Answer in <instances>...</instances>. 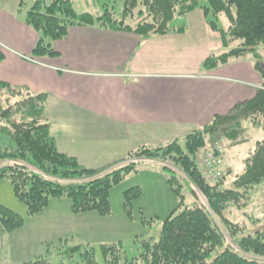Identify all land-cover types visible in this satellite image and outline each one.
Listing matches in <instances>:
<instances>
[{"label":"trees","instance_id":"trees-1","mask_svg":"<svg viewBox=\"0 0 264 264\" xmlns=\"http://www.w3.org/2000/svg\"><path fill=\"white\" fill-rule=\"evenodd\" d=\"M20 3L23 4L22 1ZM139 5L142 8L138 9ZM199 9L207 17L210 14L215 18L225 15L230 22L225 29L219 27L217 21L208 20L210 27L221 35L224 53L212 54L203 62V69L212 71L229 64L232 59H249L261 75L262 86L252 98L237 103L226 115L216 116L204 128L164 146L138 147L129 152L127 163L105 173L83 167L77 158L59 151L51 126L43 122L47 94L31 93L0 80V95L5 93L6 101L16 99L14 103L10 101L11 109L0 110L2 117H12L15 110V114H20L22 118L6 120L13 130L7 125L0 127L13 142L7 147H0V161L25 162L40 171L36 173L18 164L0 168V177L10 179L15 196L27 207L28 216L43 212L51 199L62 197L72 200L71 208L76 214L96 211L103 216L110 215L111 190L127 174L136 170L132 163L134 160L158 161L174 173L178 170L183 172L206 197L208 207L195 201L194 207H185L168 217L160 238L145 240L142 252L133 259L122 253L120 244L103 245L106 264H206L213 253L225 246L224 236L215 227L214 217L232 225L225 216L228 209L243 207L241 203L250 198L251 191L263 184L264 139L248 153L241 174L226 170L218 182H212L201 174L198 161L199 154L213 147L218 140H227L228 148L242 144L243 119L252 118L254 123L264 128V0H206V4H202L201 0H125L120 17L114 8H107L101 14L79 13L72 0H53L49 5L44 0H38L27 13L26 23L43 33L33 49V57H52L57 55L54 42L66 39L73 26H97L106 31L149 39L182 33L184 26H173L172 21ZM4 59L5 53L0 46V63ZM181 139L185 141L184 145ZM177 178L172 176L169 182L179 184ZM140 194L139 189H134L126 196L130 201ZM24 224L22 215L0 204L1 235L11 234ZM234 241L237 250L225 248L210 264H264V230ZM80 250L77 246L69 251ZM82 256L86 259L72 260L70 264H97L88 251ZM48 262L44 259L24 264ZM61 264L67 263L63 261Z\"/></svg>","mask_w":264,"mask_h":264},{"label":"rangeland","instance_id":"rangeland-1","mask_svg":"<svg viewBox=\"0 0 264 264\" xmlns=\"http://www.w3.org/2000/svg\"><path fill=\"white\" fill-rule=\"evenodd\" d=\"M8 1L0 0V39L7 45L27 53L28 48L33 43L37 44L43 36L42 31H37L26 24L28 11L35 6L38 0H14L13 4L16 1H19V3L22 1L23 3L17 7L12 6L13 4L6 5ZM44 1L45 4L49 5L53 0ZM72 1L79 13L88 11L101 14L107 8H114L119 17L125 2V0ZM201 3L206 4V0H201ZM139 8L142 7L139 5ZM196 16L197 18H199L198 16L203 17L204 13H197ZM181 19L182 17L175 18L172 25H178ZM208 20L217 21L218 26L225 29L230 25L225 15L215 18L210 14ZM1 41V49L4 53H7L10 48ZM48 41L50 43V40L46 42ZM166 63L168 65H162L156 70H177V67L172 65L173 63H170L169 60H166ZM112 84L108 83L109 86ZM6 98L5 93L0 95V110L11 109V103L16 100L6 101ZM78 112L81 113L75 109H61L58 98H54V102L49 104L48 113L57 122L55 132L60 148L64 152L78 156L81 166L93 167L102 173L127 163L126 155L128 151L139 147L140 144L138 145L137 141L128 140V137L124 136V133H128V130L125 129L122 122L118 120H97ZM6 120H22V118L20 114H15V110L12 111V117L9 118L2 117L0 111V127L7 125L12 128H9L10 130H13L12 125ZM45 120L44 116L43 122H46ZM204 127L194 126V128H190L193 129L191 131L184 130L185 128L181 126V129L178 128L175 131L178 132L177 138H179ZM134 128L133 125L132 130ZM242 129L243 132L240 136L241 140L245 139L243 144L228 148L229 142L226 140L224 143L225 158L233 167L234 174L243 172L244 160L248 157L249 151H253L257 142L264 139V128L254 123L252 118L242 120ZM159 133L164 134L161 130L158 131L149 127L147 136L152 137ZM66 141L69 147L65 144ZM180 142L183 145L185 143L183 139ZM12 143L7 132L0 129V147L4 148ZM167 144L165 143V145ZM206 150H203L199 157L202 158ZM132 163L135 164L136 170L127 174L111 190L112 212L107 216H103L96 211L76 214L71 208L72 200L68 197H62L51 199L50 204L43 213L30 217L27 214L26 205L15 196L10 179L0 177V204L12 209L25 219L22 228L11 234H0V264L33 263L44 259L49 260V264H61L63 261L70 264L72 260L86 259L85 256H82V253L84 254L87 251L93 256L97 264H106V256L103 250V245L106 244L109 246L120 244L122 253L128 259H133L142 252L145 240L151 238L158 240L160 238L164 221L173 213L181 212L185 207H194L195 201L208 207V201L204 194L190 182L183 172L178 170L176 174L165 169L162 163L153 160H134ZM13 164L25 166L36 173H40L39 170L25 162L10 160L0 161V168ZM110 164L114 166L109 167ZM225 170H228V168ZM172 176H178L179 184L172 185L169 182ZM134 189H139L141 194L129 201L126 193ZM241 204L243 207H230L225 214L232 225L223 222L218 217H214L215 227L223 234L225 246L213 253L206 264H210L227 247L237 250L235 239L254 235L264 230V182L256 190H252L250 198ZM77 246H80L81 250L79 252L69 251L72 247Z\"/></svg>","mask_w":264,"mask_h":264},{"label":"crops","instance_id":"crops-1","mask_svg":"<svg viewBox=\"0 0 264 264\" xmlns=\"http://www.w3.org/2000/svg\"><path fill=\"white\" fill-rule=\"evenodd\" d=\"M13 3L9 0L6 5ZM18 5L21 3L16 1L12 6ZM200 11L182 16L175 25L184 26L182 33L149 39L97 26H73L66 39L55 42L57 55L52 57L33 59L36 43L23 53L0 39L10 48L0 63V80L31 93L47 94L45 121L59 151L71 157L78 159L60 148L57 122L48 113L54 98L59 99L61 109L122 122L128 130L124 136L137 141L139 147L165 145L177 138L175 129L182 126L192 131L194 126H205L216 116L229 113L237 103L252 98L262 86L261 75L249 59H232L212 71L203 69V62L224 48L221 35L210 27L205 13L197 18ZM166 60L177 70H156L168 65ZM149 127L165 135L148 137ZM225 167L233 170L226 158Z\"/></svg>","mask_w":264,"mask_h":264},{"label":"built area","instance_id":"built-area-1","mask_svg":"<svg viewBox=\"0 0 264 264\" xmlns=\"http://www.w3.org/2000/svg\"><path fill=\"white\" fill-rule=\"evenodd\" d=\"M225 140L217 141L213 147L208 148L199 158V170L201 174L212 182H218L224 177Z\"/></svg>","mask_w":264,"mask_h":264}]
</instances>
